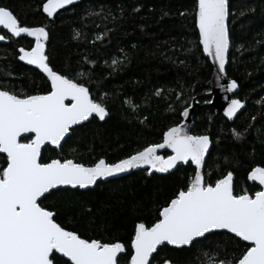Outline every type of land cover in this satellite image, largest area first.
Wrapping results in <instances>:
<instances>
[{"label": "trees", "instance_id": "16d2710c", "mask_svg": "<svg viewBox=\"0 0 264 264\" xmlns=\"http://www.w3.org/2000/svg\"><path fill=\"white\" fill-rule=\"evenodd\" d=\"M46 2L0 0V7L11 10L22 26L46 29L49 65L88 87L109 117L76 127L60 149L47 147L41 162L66 158L91 166L103 158L116 163L161 143L164 132L182 123L181 113L196 99L192 134L208 135L212 141L205 181L214 184L231 171L236 194L260 190L248 174L264 167V0H229L232 50L227 76L239 85L235 98L246 104L234 123L210 105L213 66L199 43L196 0H78L52 17L43 12ZM0 34L7 40L0 44V89L21 96L49 91V81L18 59L19 49H30L34 42L11 37L5 30ZM234 129L245 135L243 144L231 141ZM3 167L6 156L0 153V170ZM194 173L192 164L167 176L133 172L87 191H53L42 206L67 230L83 238L119 241L130 251L135 225L150 226ZM245 244L231 234L214 233L189 248L163 246L152 264L165 259L171 264H207L205 252L232 259ZM64 259L54 264H64ZM125 260L121 257L119 264Z\"/></svg>", "mask_w": 264, "mask_h": 264}, {"label": "snow or ice", "instance_id": "6c2138e0", "mask_svg": "<svg viewBox=\"0 0 264 264\" xmlns=\"http://www.w3.org/2000/svg\"><path fill=\"white\" fill-rule=\"evenodd\" d=\"M73 2L47 0L43 12L52 17ZM228 17V0H196L199 42L221 73L230 47ZM0 26L11 37L26 34L34 38L30 49H19L18 59L35 66L50 81V90L43 94L21 96L0 89V153L6 154V167L0 170V264H54L58 258H66L64 264H119L121 257H126L125 264H152L160 247L195 246L216 230H226L247 244L232 259L205 252L207 264H264V167H254L248 174V180L260 186L254 194L248 190L236 194L231 171L214 184L207 183L202 167L210 147L208 135H190L183 125L173 126L164 132L161 143L150 144L116 163L103 158L91 166L66 158L41 162L42 147H60L73 126L93 114L104 120L106 107L92 98L84 84L49 65L44 27L22 26L6 7H0ZM5 39L0 35V41ZM236 88L233 80L227 91ZM242 107L240 100L232 99L225 115L231 119ZM181 115L187 118L189 109ZM233 134L241 136L236 130ZM161 149H170L172 154L159 155ZM181 162L195 166L194 176L158 210L150 226L144 222L135 225L130 251L122 242L83 238L67 230L53 211L42 206L43 199L60 186L87 188L99 179L144 166L149 172L165 173ZM163 264L171 261L165 259Z\"/></svg>", "mask_w": 264, "mask_h": 264}, {"label": "water", "instance_id": "95a60500", "mask_svg": "<svg viewBox=\"0 0 264 264\" xmlns=\"http://www.w3.org/2000/svg\"><path fill=\"white\" fill-rule=\"evenodd\" d=\"M228 3H229V17H228V21H227V25H228V29H229V21H230V2L228 0ZM198 29V28H197ZM0 30H5L3 29L2 26H0ZM7 32V30H5ZM198 33H199V30H198ZM2 35V34H0ZM23 37H26L28 38L29 40L34 41V38L32 37H27L26 34H22L21 37H16V38H23ZM229 41H230V47H229V51H228V54H227V58H226V64H225V71L223 73L219 72V69H218V65H216V63L212 60L211 57H208L204 52V56L206 58L209 59L211 65L213 66V75H212V78L208 84L210 90H211V96H212V102H211V106L213 107V109L215 110L216 113H221L224 118L229 122V123H234L235 120L237 119V117L245 110L246 108V104L244 102H242L243 104V107L241 109H239L236 113V115L229 119L226 115H225V112H226V109L228 108V106L230 105L231 103V100L232 99H237L235 98L236 95L239 93L240 91V88H239V85L237 83V88L234 89L233 91L229 92L227 91V86L228 84L233 81V80H230L227 76V69H228V66H229V60H230V54H231V50H232V43H231V35H230V31H229ZM7 43V40H3V41H0V44H5ZM200 43V42H199ZM34 46V45H33ZM201 48H202V51H203V46L200 44ZM45 51H46V46H45ZM21 63H23L24 65H26L27 67L29 68H32V69H35V70H38L40 72L39 69L35 68V66L33 65H28L26 62L24 61H21ZM46 79V75L42 72H40ZM50 83V81H49ZM239 100V99H238ZM67 102V101H66ZM199 108V103L197 102L196 99H194L191 103V106L189 109V116L187 118L183 117L182 116V123L180 125H183L185 127V130L190 134V135H193L192 134V129H193V119H194V115H195V112L196 110ZM107 111V110H106ZM98 118V116H95V114H93V116L89 117V119L87 121H83L81 122L80 124L78 125H74L73 128L70 130V133L66 136V138L61 142V146L60 147H56L54 145H46L44 147H42V150H41V157H42V154L44 152V150L47 148V147H50L52 149H60L63 144L65 143V141L71 136V133L72 131L78 127V126H82L88 122L91 121V119L93 118ZM109 117V113L107 111V115L106 117L104 118V120H106L107 118ZM178 125V126H180ZM27 137H22V141L24 139H26ZM210 138V137H209ZM212 150V141H211V138H210V147H209V152L206 154V157H205V164L203 165L202 167V172L204 174V168H205V165H206V162H207V159L209 157V154ZM164 153H169L170 155L172 154L171 153V150L170 149H161L159 151V155H162ZM6 156V154H3ZM191 164L190 162L188 164H184V163H178L177 167L176 168H173V169H170L168 172H165V173H160V172H156L155 170H152L151 172H149L147 170V166H144L142 168H137V169H131L127 172H124V173H120V174H117V175H113V176H110V177H106V178H102V179H99L97 181V183L95 185H91L87 188H79V187H76V188H72L71 186H60L58 189H54L52 190L53 191H56V190H64V189H81L83 191H87V190H90V189H94L99 183L101 182H108V181H111V180H116V179H120V178H124V177H127L129 175H131L133 172H140V171H148L149 172V175L152 176L154 174H157V175H160V176H167L169 174H172L174 173L175 171H177L178 169H180L181 167H185L187 165ZM193 167L195 168V166L193 165ZM250 183L254 184L252 181H249ZM233 183H234V177H233ZM258 185V184H256ZM260 187V186H259ZM214 233H228L226 230H216L214 231ZM212 233V234H214ZM228 234H231V233H228ZM234 236V234H231ZM247 244V242H245ZM163 247V246H162ZM170 248H174V249H183V248H189V247H183V248H175L174 246H169ZM161 248V247H160ZM159 248V249H160ZM159 251V250H158ZM155 256V254H154Z\"/></svg>", "mask_w": 264, "mask_h": 264}, {"label": "rangeland", "instance_id": "374dc122", "mask_svg": "<svg viewBox=\"0 0 264 264\" xmlns=\"http://www.w3.org/2000/svg\"><path fill=\"white\" fill-rule=\"evenodd\" d=\"M76 1H78V0H74V2H76ZM73 2V3H74ZM66 6H68V5H66ZM65 6V7H66ZM234 130H236V129H234ZM236 132H239V133H241V136L239 137V138H237L236 136H234V134H233V130H232V132H231V134H230V139H231V141L234 143V144H243L244 142H245V135L242 133V132H240V131H238V130H236Z\"/></svg>", "mask_w": 264, "mask_h": 264}]
</instances>
